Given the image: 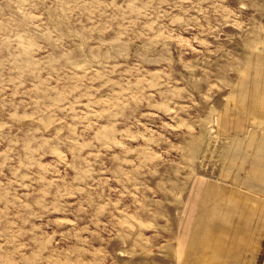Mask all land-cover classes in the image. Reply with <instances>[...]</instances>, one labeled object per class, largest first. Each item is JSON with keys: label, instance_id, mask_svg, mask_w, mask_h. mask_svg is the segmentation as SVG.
Instances as JSON below:
<instances>
[{"label": "rangeland", "instance_id": "obj_1", "mask_svg": "<svg viewBox=\"0 0 264 264\" xmlns=\"http://www.w3.org/2000/svg\"><path fill=\"white\" fill-rule=\"evenodd\" d=\"M263 33L264 0H0V264H171Z\"/></svg>", "mask_w": 264, "mask_h": 264}, {"label": "crops", "instance_id": "obj_2", "mask_svg": "<svg viewBox=\"0 0 264 264\" xmlns=\"http://www.w3.org/2000/svg\"><path fill=\"white\" fill-rule=\"evenodd\" d=\"M247 59L216 111L220 161L187 184L171 264H264V33Z\"/></svg>", "mask_w": 264, "mask_h": 264}]
</instances>
